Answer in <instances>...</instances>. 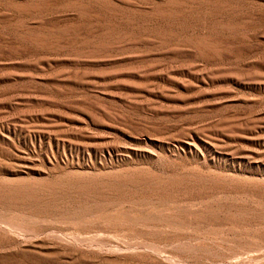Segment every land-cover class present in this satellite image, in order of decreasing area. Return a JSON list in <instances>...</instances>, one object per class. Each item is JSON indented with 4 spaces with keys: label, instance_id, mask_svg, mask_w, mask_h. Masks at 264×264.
Here are the masks:
<instances>
[{
    "label": "rangeland",
    "instance_id": "374dc122",
    "mask_svg": "<svg viewBox=\"0 0 264 264\" xmlns=\"http://www.w3.org/2000/svg\"><path fill=\"white\" fill-rule=\"evenodd\" d=\"M219 1L234 8L185 21L146 16L165 8L19 10L9 8L18 0H0V182L120 171L145 179L207 178L224 191L190 202L246 203L263 214H245L253 224L220 221L177 232L223 248L227 264H264V0ZM189 37H205L215 50L202 55L178 44ZM130 206L104 214L119 218L121 230L99 219L82 236L133 246L164 232L134 224L157 214L152 205ZM158 210L169 214V207ZM145 254L137 255L144 264H164ZM178 255L198 264L221 260ZM35 262L13 264H57Z\"/></svg>",
    "mask_w": 264,
    "mask_h": 264
},
{
    "label": "bare ground",
    "instance_id": "6f19581e",
    "mask_svg": "<svg viewBox=\"0 0 264 264\" xmlns=\"http://www.w3.org/2000/svg\"><path fill=\"white\" fill-rule=\"evenodd\" d=\"M231 3L219 0H165L163 3L147 6L134 0H18L9 8H165L166 12L154 10L146 16H165L186 21L190 17L198 19L210 16L218 8H234ZM159 35L165 38L177 37L175 33L168 31H161ZM178 44L191 47L202 55L215 50L214 44L205 37L185 38ZM211 182L214 181L200 176L191 179H145L131 171L97 176L71 174L43 181L0 182V264L38 262V259L57 264H62L65 260L73 262L72 264H144L137 258L141 252H146L142 256L144 258L157 255L164 264H198L182 258L179 253H191L194 256L209 254L220 258L219 263L227 264L224 259L228 256L223 248L210 249L207 239L194 234L178 233V229H209L220 221L235 225L253 224L256 219L246 220L245 214H263V210L246 203L190 202L196 200L192 198L194 196L202 198L208 195L216 198L224 191L220 187L208 186ZM243 191L248 196L258 194L256 190ZM124 202L132 205L131 211H141L139 207L152 205L151 209L157 210V214L133 220L134 224L163 227L164 232L154 234V239L148 242L142 239V242L133 246L82 236L99 219H104V224L114 225L119 229L123 227L119 218L104 214ZM180 202L188 203L175 206ZM163 206L169 207V214L158 210ZM115 212L120 213L122 209H116ZM97 213L102 215L91 223L90 219ZM257 218L261 219L262 216ZM72 229L76 232L68 234ZM101 233L107 232L103 230ZM142 237H145L143 232L138 239L141 240ZM261 238L264 241V237Z\"/></svg>",
    "mask_w": 264,
    "mask_h": 264
}]
</instances>
